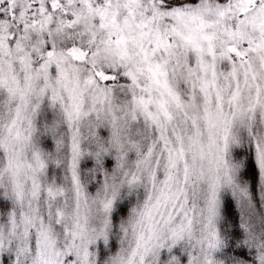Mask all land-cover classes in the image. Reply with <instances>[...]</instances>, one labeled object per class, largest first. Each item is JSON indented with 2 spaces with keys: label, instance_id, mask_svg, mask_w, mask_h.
Instances as JSON below:
<instances>
[{
  "label": "snow or ice",
  "instance_id": "6c2138e0",
  "mask_svg": "<svg viewBox=\"0 0 264 264\" xmlns=\"http://www.w3.org/2000/svg\"><path fill=\"white\" fill-rule=\"evenodd\" d=\"M0 264H264V0H0Z\"/></svg>",
  "mask_w": 264,
  "mask_h": 264
}]
</instances>
